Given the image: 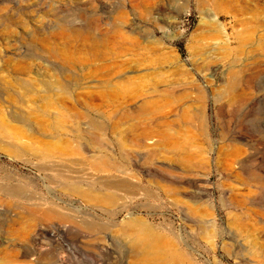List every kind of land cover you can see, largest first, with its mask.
I'll use <instances>...</instances> for the list:
<instances>
[{
  "label": "rangeland",
  "instance_id": "rangeland-1",
  "mask_svg": "<svg viewBox=\"0 0 264 264\" xmlns=\"http://www.w3.org/2000/svg\"><path fill=\"white\" fill-rule=\"evenodd\" d=\"M0 264H264V0H0Z\"/></svg>",
  "mask_w": 264,
  "mask_h": 264
},
{
  "label": "bare ground",
  "instance_id": "bare-ground-1",
  "mask_svg": "<svg viewBox=\"0 0 264 264\" xmlns=\"http://www.w3.org/2000/svg\"><path fill=\"white\" fill-rule=\"evenodd\" d=\"M145 256H146V252L143 251L141 257L145 258ZM58 257H59V259L61 261H65L66 260V256L63 253H59Z\"/></svg>",
  "mask_w": 264,
  "mask_h": 264
}]
</instances>
